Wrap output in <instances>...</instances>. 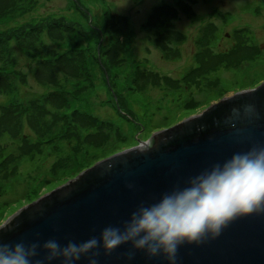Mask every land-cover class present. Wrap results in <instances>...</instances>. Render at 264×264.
<instances>
[{"label": "rangeland", "instance_id": "obj_1", "mask_svg": "<svg viewBox=\"0 0 264 264\" xmlns=\"http://www.w3.org/2000/svg\"><path fill=\"white\" fill-rule=\"evenodd\" d=\"M264 82V0H0V225Z\"/></svg>", "mask_w": 264, "mask_h": 264}, {"label": "water", "instance_id": "obj_2", "mask_svg": "<svg viewBox=\"0 0 264 264\" xmlns=\"http://www.w3.org/2000/svg\"><path fill=\"white\" fill-rule=\"evenodd\" d=\"M152 148L137 147L94 166L0 225V244H38L32 264H64L49 261L43 245L57 241L61 247L96 237L104 228L123 230L141 206L159 203L166 194L191 187V180L223 165L236 153L264 148V82L224 97L201 113L154 133ZM93 252L98 255L93 256ZM171 264L162 252L150 256L132 242L107 253L102 245L72 264ZM175 264H264V213L236 218L216 238L183 243Z\"/></svg>", "mask_w": 264, "mask_h": 264}, {"label": "clouds", "instance_id": "obj_3", "mask_svg": "<svg viewBox=\"0 0 264 264\" xmlns=\"http://www.w3.org/2000/svg\"><path fill=\"white\" fill-rule=\"evenodd\" d=\"M151 148V143L138 146L142 152ZM190 183L191 187L166 194L157 204L141 206L123 230L108 226L99 239L93 237L79 245L69 242L66 247L48 240L43 245L49 250L47 259L62 256L64 264H72L99 248L101 242L107 253L132 242L135 249L146 250L150 256L162 252L175 264L183 243L200 244L209 236L214 239L236 218L264 213V148L236 153ZM38 247L35 243L0 244V264H32L30 257L37 255ZM95 255L98 253L93 252ZM90 264H96V260L91 259Z\"/></svg>", "mask_w": 264, "mask_h": 264}]
</instances>
